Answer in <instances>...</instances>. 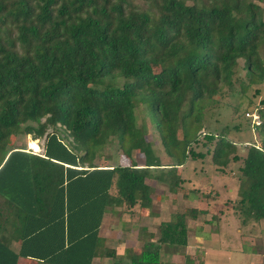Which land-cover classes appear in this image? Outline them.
<instances>
[{
	"label": "trees",
	"instance_id": "obj_1",
	"mask_svg": "<svg viewBox=\"0 0 264 264\" xmlns=\"http://www.w3.org/2000/svg\"><path fill=\"white\" fill-rule=\"evenodd\" d=\"M140 1L0 0V264H16L18 256L90 264L106 212L122 204L150 208L147 180H167L175 190L176 166L188 153L203 157L186 148L197 142L203 108L223 87L232 90L238 59L247 85L264 81L262 0ZM137 96L174 160L166 167L136 125ZM183 101L180 118L191 123L179 144ZM259 104L260 145L247 142L237 168L234 206L243 221L264 217V98ZM18 125L32 140L43 137L41 153L8 144ZM226 134V127L203 133L219 166L240 158ZM110 136L127 156L136 147L143 163L94 164ZM205 211L189 208L160 221L156 237L142 229L140 252L113 257V264H161L162 249L185 246V216Z\"/></svg>",
	"mask_w": 264,
	"mask_h": 264
},
{
	"label": "rangeland",
	"instance_id": "obj_2",
	"mask_svg": "<svg viewBox=\"0 0 264 264\" xmlns=\"http://www.w3.org/2000/svg\"><path fill=\"white\" fill-rule=\"evenodd\" d=\"M134 3V1H133ZM135 3L142 7L143 3L140 0H135ZM258 5L261 10L262 19L264 21V0L259 1ZM260 55L264 58V43L259 48ZM153 70L157 71L158 67L153 66ZM233 88L230 90L227 87H223L222 91L214 96L215 101L206 105L202 110V120L200 132L197 135L196 143H189L186 150L190 149L194 154L202 153L203 157L194 156V158L187 154L183 162L176 166L175 174L178 176L179 182L175 186V190H169L168 181L157 180L156 178H150L147 183L150 185V197L151 205L150 208H143L137 203L134 205L122 204L121 206L114 207L113 211L106 212L103 216L104 222L108 224L113 223L114 227H119L124 221L126 226L133 223L135 229L139 232L138 225L142 223L146 227L145 232H150L149 234L153 237L157 235V226L160 221H166L171 218L176 213L187 212L191 207L187 204V197L194 196L198 200L193 201L194 209L200 210L207 207L208 213L210 214L213 210V202L219 201L226 202L228 199L234 198V202L239 198L235 193L237 192L238 185V166L241 165L242 156H244L247 142L255 143V145H260L259 135L255 124L253 121H257L253 117V112H257L260 108L259 100L264 98V81L251 83L247 85L248 79L245 75V69L243 67L242 59H238L237 65L234 68V73L232 75ZM122 79H120L117 84L120 85ZM258 89V93H254V90ZM187 106V101H183L180 105V110L178 112V117L175 126L174 136L178 143L183 139L187 133V125L191 123V119L180 118ZM133 114L137 127L141 129L144 133L146 140L150 143L154 155L159 159L163 167L167 164L174 162L172 156H168L164 150L161 139L153 127V119L151 115L149 116L145 110V103L142 99L137 96L134 99ZM153 123V124H152ZM227 128L226 137L235 143L236 153L239 155L238 160H230L225 166H219L211 161V149L213 144L204 145V132H210L214 135L218 132ZM237 127V128H236ZM50 129H48L49 131ZM17 135H11L8 137L9 145H20L26 150L41 153L43 137L31 138L30 135L22 134L21 126H17ZM63 134V133H62ZM66 140H69L66 138ZM127 141H124V146ZM209 146V147H208ZM206 149L208 152L205 153ZM180 155V148L175 150ZM130 156L125 155L122 149L118 148L117 142L111 136L107 140L106 144L99 148L94 155L93 163L100 164H128L131 160L136 161L138 164L143 163V155L138 151L136 147H133L130 151ZM162 170V169H160ZM163 170H167L164 168ZM153 174H158V169H151ZM209 182L211 184H209ZM226 187L232 189L231 192H227ZM110 192L114 193V187L110 188ZM213 192L216 199H213ZM161 196V197H160ZM230 197V198H229ZM200 201V202H198ZM234 209L237 208L233 205ZM238 211V210H237ZM208 216L206 217H210ZM143 215L145 219L138 220V217ZM107 217V219H106ZM205 217V216H203ZM106 222V223H107ZM141 227V226H140ZM152 231V232H151ZM142 236V234H141ZM156 237V236H155ZM119 235L113 237V241H117L115 244V249L121 251L123 247H126L127 241H118ZM133 242V241H132ZM103 242L101 241L100 246L103 247ZM105 244V243H104ZM112 245V244H109ZM112 247V246H111ZM179 248V247H178ZM114 249V250H115ZM177 251L181 253L182 248ZM122 252V251H121ZM125 253V252H124Z\"/></svg>",
	"mask_w": 264,
	"mask_h": 264
},
{
	"label": "crops",
	"instance_id": "obj_3",
	"mask_svg": "<svg viewBox=\"0 0 264 264\" xmlns=\"http://www.w3.org/2000/svg\"><path fill=\"white\" fill-rule=\"evenodd\" d=\"M209 184L211 183L209 182ZM225 191L231 192L232 189L226 187ZM235 193L237 194V192ZM215 196L217 194L213 196V199H216ZM195 200L198 198L187 197L189 207L196 208L193 203ZM219 200L212 203V208L217 209L210 214L207 207H204L200 210L206 211L198 214L195 218L185 216L186 244L179 246L182 248L181 253L177 252L180 250L179 248L175 249L176 251L170 247L162 249L159 255L161 264H264V217L257 221H243L233 207L234 198L222 203ZM208 214L210 217H206ZM214 215L216 218H213ZM104 219L102 218L98 231L99 237L103 240V247L98 248L90 264H113V257L125 259L128 254L140 252L142 247L141 230L146 228L143 223L140 225L141 227L138 225V232L133 223L127 227L124 221L119 227L113 228V223L112 225L108 224L107 221V223L104 222ZM141 219L143 220L145 217L140 215L138 220ZM119 234L118 241H127L122 252H117L115 244L118 243L112 240L115 235ZM14 236L10 234L7 239L9 248L17 252L19 243ZM104 249L113 250L114 254L107 256L104 254ZM185 259H188V262ZM16 264L51 263L37 258L18 256Z\"/></svg>",
	"mask_w": 264,
	"mask_h": 264
},
{
	"label": "built area",
	"instance_id": "obj_4",
	"mask_svg": "<svg viewBox=\"0 0 264 264\" xmlns=\"http://www.w3.org/2000/svg\"><path fill=\"white\" fill-rule=\"evenodd\" d=\"M253 117H254V119H255V120H257V119H258V116H257L256 114H253ZM253 123H254V124H256V125H258V124H259L258 120H257V121H255V122L253 121Z\"/></svg>",
	"mask_w": 264,
	"mask_h": 264
},
{
	"label": "clouds",
	"instance_id": "obj_5",
	"mask_svg": "<svg viewBox=\"0 0 264 264\" xmlns=\"http://www.w3.org/2000/svg\"><path fill=\"white\" fill-rule=\"evenodd\" d=\"M252 114H256L257 116H258V114H257V112L255 113V112H253ZM258 120V122L260 123V120H259V118L257 119ZM259 125V124H258ZM258 125H256L255 124V126H258Z\"/></svg>",
	"mask_w": 264,
	"mask_h": 264
}]
</instances>
